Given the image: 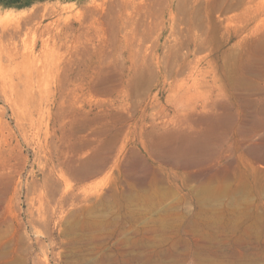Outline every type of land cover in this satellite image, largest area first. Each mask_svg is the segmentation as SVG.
I'll list each match as a JSON object with an SVG mask.
<instances>
[{
    "label": "rangeland",
    "instance_id": "rangeland-1",
    "mask_svg": "<svg viewBox=\"0 0 264 264\" xmlns=\"http://www.w3.org/2000/svg\"><path fill=\"white\" fill-rule=\"evenodd\" d=\"M0 264H264V0L0 6Z\"/></svg>",
    "mask_w": 264,
    "mask_h": 264
},
{
    "label": "trees",
    "instance_id": "trees-1",
    "mask_svg": "<svg viewBox=\"0 0 264 264\" xmlns=\"http://www.w3.org/2000/svg\"><path fill=\"white\" fill-rule=\"evenodd\" d=\"M54 0H0V6L15 9H28L35 3L51 2Z\"/></svg>",
    "mask_w": 264,
    "mask_h": 264
}]
</instances>
